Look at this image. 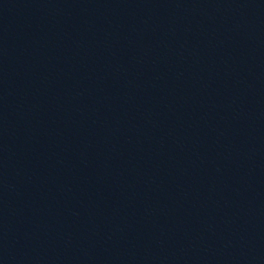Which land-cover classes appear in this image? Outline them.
<instances>
[{"label":"water","instance_id":"water-1","mask_svg":"<svg viewBox=\"0 0 264 264\" xmlns=\"http://www.w3.org/2000/svg\"><path fill=\"white\" fill-rule=\"evenodd\" d=\"M264 217V0H0V264H233Z\"/></svg>","mask_w":264,"mask_h":264}]
</instances>
